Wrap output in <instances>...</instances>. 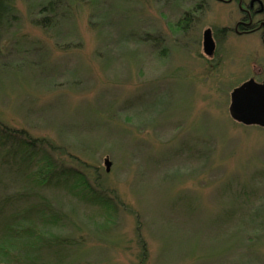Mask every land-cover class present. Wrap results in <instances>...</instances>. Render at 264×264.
I'll list each match as a JSON object with an SVG mask.
<instances>
[{
  "label": "rangeland",
  "instance_id": "374dc122",
  "mask_svg": "<svg viewBox=\"0 0 264 264\" xmlns=\"http://www.w3.org/2000/svg\"><path fill=\"white\" fill-rule=\"evenodd\" d=\"M50 1L16 0L18 20L0 33V123L42 141L57 174H84L107 200L79 199L70 181L5 179L0 197L25 191L20 207L45 198L64 216L52 230L25 219L71 242L43 260L264 264V129L229 113L255 45L233 38L229 55L202 56L206 28L226 24L211 0L204 14L189 1L55 0L46 28Z\"/></svg>",
  "mask_w": 264,
  "mask_h": 264
},
{
  "label": "trees",
  "instance_id": "16d2710c",
  "mask_svg": "<svg viewBox=\"0 0 264 264\" xmlns=\"http://www.w3.org/2000/svg\"><path fill=\"white\" fill-rule=\"evenodd\" d=\"M15 1L0 0V33L5 25L11 26L12 22L18 20L14 5ZM156 1L158 0L153 2ZM164 1L170 5L176 2L178 8L183 7L181 3L189 1V6L193 7L192 11L194 12H197L195 6L199 2V0ZM56 10L57 3H55V0H51L43 8V11H47L49 14H46L39 21L40 24L46 28L51 26L53 24L52 15ZM192 11L188 12L192 13ZM51 13L52 15H50ZM186 14L183 15V19H190ZM1 40L0 37V44ZM0 47L2 48L0 52H2L3 46ZM48 149L46 144L33 139L24 131H14L0 123L1 166L7 168L6 170L3 169V172L0 171V180L3 178L0 185L5 187V179H8L7 183L10 184V178H13L15 183L28 180L40 188L60 184L62 181H70L73 182L72 191L79 199L88 202H106L105 194L93 188L89 178L84 174L80 176L76 172H68L67 170H64L62 174H57L55 172L54 157ZM13 168H16L15 172H12ZM30 197L31 195L28 192L25 193V191L23 193L12 191L0 197V264H49L41 257L44 250L62 248L71 244L69 240L53 239L49 233H42L39 230L41 228L37 226H29V220L25 222V219H28L31 215L37 214L43 228L52 230L50 228L59 225L64 220V216L60 211L56 210L45 198H42L43 200L33 206H19L27 204Z\"/></svg>",
  "mask_w": 264,
  "mask_h": 264
},
{
  "label": "flooded vegetation",
  "instance_id": "af4514ba",
  "mask_svg": "<svg viewBox=\"0 0 264 264\" xmlns=\"http://www.w3.org/2000/svg\"><path fill=\"white\" fill-rule=\"evenodd\" d=\"M219 4L226 11V24L209 26L203 33L202 40L199 41L202 56L209 60L215 59L217 55L225 57L229 55L230 49L227 42L230 39L248 41L255 45L250 49L247 66L244 68L248 72V79L240 83L238 87L242 86L248 81H255L257 84H264V0H211ZM209 0H199L195 6L196 11L206 13L210 7ZM207 10V11H206ZM192 13H190V20H192ZM189 16V14H187ZM210 30L214 41V53L208 56L205 53L204 34ZM226 43V48L221 52V47ZM226 55H223V54ZM236 87V88H238ZM235 88V89H236Z\"/></svg>",
  "mask_w": 264,
  "mask_h": 264
},
{
  "label": "water",
  "instance_id": "95a60500",
  "mask_svg": "<svg viewBox=\"0 0 264 264\" xmlns=\"http://www.w3.org/2000/svg\"><path fill=\"white\" fill-rule=\"evenodd\" d=\"M205 53L212 56L214 53V41L210 30L204 34ZM229 113L236 123L264 129V84H257L251 80L233 90ZM107 172L111 163L106 162Z\"/></svg>",
  "mask_w": 264,
  "mask_h": 264
}]
</instances>
